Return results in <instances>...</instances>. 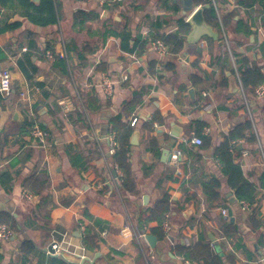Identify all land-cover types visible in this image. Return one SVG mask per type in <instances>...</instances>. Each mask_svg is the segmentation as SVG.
I'll use <instances>...</instances> for the list:
<instances>
[{
	"label": "crops",
	"instance_id": "0c3cea01",
	"mask_svg": "<svg viewBox=\"0 0 264 264\" xmlns=\"http://www.w3.org/2000/svg\"><path fill=\"white\" fill-rule=\"evenodd\" d=\"M56 1L59 20L48 26L31 22L21 6L0 5V28L15 23L0 32V70L9 69L13 79L10 100L0 94V175L8 176L6 183L0 176V211L12 215L15 224L12 236L0 239V264H56L60 257L46 252L54 236L62 238L54 232L66 234L75 247L84 242L83 228L98 245L95 250L87 248L92 259L83 264H197L178 253V243L187 247L198 241L210 242L222 264H264V246L259 243L264 234V95L256 94L258 86L246 89L248 107L229 50L230 44L239 42L237 49L251 66H264V0L250 8L239 0H219L220 18L236 11L224 29L228 43L209 24L218 39L204 37L195 46L186 40L180 53L164 57L152 41L142 53H132L120 47L119 36L105 39L104 33L127 28L132 32L130 45L134 39L150 40L157 29L168 34L179 28L180 19L188 22L199 6L195 2L193 10L185 12L181 0ZM238 20L251 29L249 36L234 31ZM86 42L94 50L88 62H81L77 49ZM150 62L155 63L156 74L149 72ZM98 65L106 69L98 71ZM105 75L115 81L111 96L104 91ZM143 87L147 94L127 118L138 116L133 127L140 131L129 152L136 179V191L131 193L119 187L113 162L104 153L109 149L112 117L122 113L124 104ZM21 92L27 93V100L21 99ZM64 96L80 105L84 119L77 109L70 116L63 113L59 100ZM247 118L257 141L241 138L235 153L245 178L256 187V209L248 202L250 211L241 208L215 154L224 137ZM33 121L48 131L46 139L30 136L25 125ZM149 123L153 130L146 128ZM172 131L183 132L171 148L182 151L177 160L163 157V143L171 140ZM193 133L202 138L201 145L185 141ZM70 145H77V151ZM79 162L94 168L86 172L76 165ZM32 175L39 180L34 182L37 188L44 189L40 194L24 187ZM214 178L222 182L217 202L204 192V183ZM166 194L171 195L173 212L165 218L171 229L167 231L162 222L166 235L161 239L152 232L157 221L145 224L147 234L158 239L152 248L136 231L141 214L149 217ZM250 215L262 224L253 228ZM230 224L238 226V238L225 235ZM27 240L35 250L22 257L21 245ZM67 261L82 262L72 256Z\"/></svg>",
	"mask_w": 264,
	"mask_h": 264
},
{
	"label": "trees",
	"instance_id": "16d2710c",
	"mask_svg": "<svg viewBox=\"0 0 264 264\" xmlns=\"http://www.w3.org/2000/svg\"><path fill=\"white\" fill-rule=\"evenodd\" d=\"M217 3L219 0H215ZM258 0H239L238 2L246 7H253ZM197 5L200 4H211V7L206 9L205 18L208 24L214 25L218 28L221 38H224V29L228 26L229 21L234 19L236 11H231L227 15H223L220 18L217 14V10L212 4V0H194ZM0 5L6 9H12L17 6L23 7L26 10L25 15L31 22L36 23L42 26H48L58 23V8L59 5L56 0H41L39 4H35L32 0H0ZM219 9V8H218ZM83 14L81 12L79 15ZM79 15L77 17H79ZM99 13H95V17H99ZM85 17V16H84ZM179 28L176 31L170 32L168 34H161L157 29L154 31L150 40L147 39H134V44L130 45L132 40V32L125 28L122 32L113 31V33H104V38L107 39L108 36H119L120 37V47L128 52L132 53H142L149 41L162 40L169 48L171 54L180 53L186 43V36L191 31V25L189 22H186L184 19L179 20ZM236 28L234 31L236 33L243 34L244 36H249L252 31L247 26V24L242 21H236ZM15 25L8 24L5 28H0V32L5 29L12 28ZM158 26V24H157ZM241 43L230 44L231 53L234 56L235 63L237 65V72L239 74L243 88H256L264 82V66L250 65L249 58L240 52L237 47ZM67 51H71V46L69 43L66 45ZM93 47L89 42H86L82 48H78L79 59L81 62H88V55L93 52ZM98 71H104L106 67L104 65H98ZM149 72L151 74H156V67L154 62H150ZM147 94V89L142 88L134 92L133 97L128 100L123 107V112L117 116L112 117L110 123L113 125V129L116 132V137L120 143V148L117 153L113 156L111 161L119 164L120 168L124 171V178L119 183V187L128 192L136 191V179L132 168V163L129 160V152L132 150L131 137L134 132V127L131 126L127 118L133 115L136 107L143 101L144 96ZM82 101V105H83ZM77 105V103H76ZM85 107V105H83ZM78 112L82 119H84V111L81 110L80 105L76 106ZM31 129V122L25 125V128ZM146 128L148 130H153V123H149ZM251 142L257 141V135L254 129V125L251 119L247 118L244 123L237 124L229 134L224 137L223 142L215 149V154L220 159L223 165V174L226 177L227 185L235 190L236 196L239 200H245L249 202L254 209L255 203L257 202L256 196V187L254 184L250 183L244 176L243 170L241 168V163L239 161L238 155L235 151L237 150L236 142L241 138H248ZM152 143L154 141H151ZM70 149L77 151V145H70ZM82 170L88 171L90 168L89 164L84 165L81 162L76 163ZM1 180L6 183L5 179H8L7 172H4L0 175ZM34 182H39L38 178L31 176L28 178L24 187L29 192H34L35 194H40L44 191L43 188H37ZM43 185V183H42ZM222 182L218 178H214L211 181L204 183V192L207 198L212 202H217L222 197L221 195ZM253 209V210H254ZM151 214L149 217L144 218L142 213L140 216L141 222L139 223V229L144 230V225L151 222L157 221L159 226L155 229H152V232L157 234L161 239L165 237L166 233L163 231L162 222L165 220L166 215L173 212L171 206V195L166 194L164 197L160 198L157 203L150 209ZM249 221L253 228L259 227L262 224V221H258L256 215H250ZM0 223H6L10 225L12 231L15 230L14 218L6 211H0ZM225 235L227 237H239V229L235 224H230V227L226 228ZM84 245L91 250H95L98 245L96 237L92 235L89 231L86 232V235L83 238ZM259 243L264 246V234L260 235ZM35 250L34 244L32 241H24L21 245L20 253L21 256L27 257L30 253ZM178 253L182 254L185 259H189L197 264H222L223 258L219 253L215 252L211 246L210 242L198 241L197 243L185 247L184 244L178 243ZM56 264H77L70 263L67 260L62 258L55 260Z\"/></svg>",
	"mask_w": 264,
	"mask_h": 264
},
{
	"label": "built area",
	"instance_id": "2783aa9c",
	"mask_svg": "<svg viewBox=\"0 0 264 264\" xmlns=\"http://www.w3.org/2000/svg\"><path fill=\"white\" fill-rule=\"evenodd\" d=\"M87 1H91V0H87ZM101 2H102V4L105 3V1H103V0H101ZM212 4L218 10V4L215 0H212ZM223 35H224L225 41L228 43V39H227V36L225 35V32L223 33ZM152 44H153V47L156 49V51L158 52V54L161 57H164V56H167L170 54L168 46L162 40L159 39L156 41H152ZM229 50L231 52L230 48H229ZM49 55L51 56V54H49ZM60 56L64 57L65 54L62 53V54H60ZM238 79L240 82V89L242 90L244 100L249 107V101L247 100V96H246V92H245L246 90L242 86L239 75H238ZM102 80L104 82L105 93L107 95L111 96L113 94V91H114L115 81L110 79L107 75H105ZM255 91H256V94L258 96H263L264 95V82L262 84H260L255 89ZM12 92H13L12 75H11L9 69H1L0 70V94H1L2 99L4 101H9L10 97L12 95ZM20 96H21L22 100L28 99V95L26 92H21ZM59 104H60L62 111L65 115L70 116V115L74 114L76 111L77 105H76L74 99L69 97V96L62 97L59 100ZM138 119H139L138 116L135 115L132 118V120H130L129 122L132 126H136ZM30 136L33 139L44 140L48 136V131L45 128H43L39 124V122L33 121V123L31 124ZM107 140L109 142V149L107 150V152L104 153V156L108 159L109 158L112 159L113 156L117 153V151L120 148V143L116 137V132L113 129V125H110V129H109V132L107 135ZM189 140L192 143L197 144V145H201L203 143L202 138L199 137L198 135H195L194 133H193L191 138H185L186 142ZM181 155H182V151L176 150L173 152L172 158L177 160L181 157ZM113 169H114V172L116 174L117 181L118 180L121 181L124 177V172L120 168L119 164L116 162H113ZM239 204L241 205V208L243 210L250 211V204L247 201L240 200ZM224 213H227L226 209H224ZM167 216L168 215H166V217ZM163 226L167 231H169L171 229L170 224L167 221V219H165L163 221ZM86 232H87L86 229L83 228L82 229V236L83 237L86 235ZM12 234H13V231H12L10 225H8L6 223H0V239L1 240L9 239L12 236ZM57 234L61 235L62 238L58 239L55 236L52 238L51 242L49 243V245L46 248V252L48 255L58 256V257L65 259V260H67L69 258V256H72V257L77 258L79 262H81V261L86 262V261H90L92 259L91 256L88 254L87 247L83 243L80 246L74 247V244L71 242V240L66 239V236H67L66 234L54 232L53 235H57ZM136 235L138 238L146 239L147 232L145 231V229L144 230H138V231H136ZM186 242L188 243V240H186Z\"/></svg>",
	"mask_w": 264,
	"mask_h": 264
},
{
	"label": "water",
	"instance_id": "95a60500",
	"mask_svg": "<svg viewBox=\"0 0 264 264\" xmlns=\"http://www.w3.org/2000/svg\"><path fill=\"white\" fill-rule=\"evenodd\" d=\"M181 1L183 3V8L185 12L193 10L194 0H181ZM210 7H211V4H201L198 7H196V9L193 10V13L190 15L188 22L191 25V31L186 36V40L189 45H194V46L198 45L199 42L204 37H208L212 39L219 38V33L215 31L213 27L207 23L206 18H205V11L206 9ZM233 88L235 91L238 89V85L236 81L233 82ZM190 93L192 94V90L190 91ZM174 127L177 128V125L175 123H173V128ZM139 133H140L139 129L133 132V135L131 138L132 144L138 143L137 140H138ZM182 133H183L182 131L181 132H175V131L171 132V135H172L171 140L167 143H163V147H164L163 157L167 155L169 160H171L172 154H173V151H171V148L174 146L176 139L181 137ZM163 139L164 138H162L161 141H163ZM146 239L148 240V243L152 248L157 247L158 239L155 235L147 234ZM260 253H262L261 250H260ZM91 262H94V259ZM83 263L84 261L81 262V264Z\"/></svg>",
	"mask_w": 264,
	"mask_h": 264
}]
</instances>
